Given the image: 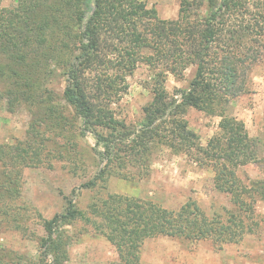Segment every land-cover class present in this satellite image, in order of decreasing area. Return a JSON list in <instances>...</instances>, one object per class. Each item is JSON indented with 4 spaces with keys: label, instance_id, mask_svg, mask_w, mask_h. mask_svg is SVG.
Masks as SVG:
<instances>
[{
    "label": "trees",
    "instance_id": "trees-1",
    "mask_svg": "<svg viewBox=\"0 0 264 264\" xmlns=\"http://www.w3.org/2000/svg\"><path fill=\"white\" fill-rule=\"evenodd\" d=\"M263 49L264 0H182L173 20L161 19L146 0H16L12 8L0 0V101L9 113L25 108L31 116L24 140L0 143L1 207L18 204L26 169L61 161L72 174L83 172L79 189L94 190L111 177H148L152 156L164 149L210 164L215 188L234 206L226 216L209 217L194 200L170 210L110 194L90 204L89 215L68 199L64 213L42 220V264H67L70 237L60 229L78 220L115 248L113 264H141L148 239L211 240L222 247L253 233L264 178L248 186L239 170L264 166V157L260 140L228 108L246 93ZM142 64L153 73L152 100L137 124L117 126L113 104ZM191 67L188 88L171 94L168 76L183 78ZM56 75L65 82L61 94L52 86ZM191 108L221 118L206 146L189 127ZM87 135L96 141L91 176L80 150ZM13 254L0 250V264H20L23 258Z\"/></svg>",
    "mask_w": 264,
    "mask_h": 264
},
{
    "label": "rangeland",
    "instance_id": "rangeland-1",
    "mask_svg": "<svg viewBox=\"0 0 264 264\" xmlns=\"http://www.w3.org/2000/svg\"><path fill=\"white\" fill-rule=\"evenodd\" d=\"M181 1L146 0L148 6L155 8L164 20L178 17ZM1 4L12 8L16 6V0H1ZM194 70L193 67L189 68L180 79L169 75L166 82L168 91L173 94L175 89L188 88ZM56 76L52 86L61 94L65 82L61 76ZM152 78V71L144 64L127 77L128 90L113 104L115 125L128 126L142 119L143 107L153 97L150 89ZM246 87L245 94L231 101L228 112L245 123L252 139L260 140V156L264 157V55L247 77ZM186 119L189 127L199 136L202 146H206L219 132L221 118L218 116L191 108ZM30 120V113L25 108L9 113L5 103L0 101V143L13 144L24 140ZM95 142L92 135L80 140V150L87 154L84 159L89 176L96 171L97 162L92 152ZM82 175L83 172L72 174L61 161H55L53 168L41 166L26 169L23 172L22 195L18 204L0 205L1 252H15L14 256L23 258L20 264H42L40 243L46 237L42 220H50L64 213L68 199H74L78 208L86 213L89 212L90 204L99 199L104 200L110 194L153 201L170 210H178L194 200L209 217L226 216L227 210L234 209L230 197L215 188V174L210 164L201 165L195 156L175 155L167 149L152 156L151 173L143 179L126 181L111 177L96 189L86 190L79 189L84 182ZM239 176L250 186L252 182L264 178V166L250 164L240 168ZM75 189L77 192L73 197ZM95 220L102 222L99 218ZM255 221L257 224L253 226V233L246 234L238 243L222 247L216 246L211 240L191 242L168 237L148 239L142 247L141 264H264L262 201L256 205ZM60 230L70 237L67 264H113L118 261L115 248L92 224L78 220Z\"/></svg>",
    "mask_w": 264,
    "mask_h": 264
}]
</instances>
